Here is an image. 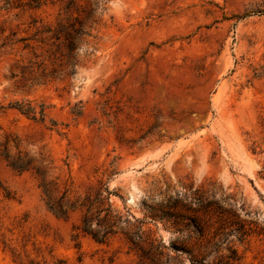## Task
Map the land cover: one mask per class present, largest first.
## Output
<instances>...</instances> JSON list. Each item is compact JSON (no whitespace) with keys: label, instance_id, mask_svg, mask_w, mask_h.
I'll use <instances>...</instances> for the list:
<instances>
[{"label":"rangeland","instance_id":"374dc122","mask_svg":"<svg viewBox=\"0 0 264 264\" xmlns=\"http://www.w3.org/2000/svg\"><path fill=\"white\" fill-rule=\"evenodd\" d=\"M6 2L0 264H146L133 236L195 264L169 210L221 228L196 264H264V0Z\"/></svg>","mask_w":264,"mask_h":264},{"label":"trees","instance_id":"16d2710c","mask_svg":"<svg viewBox=\"0 0 264 264\" xmlns=\"http://www.w3.org/2000/svg\"><path fill=\"white\" fill-rule=\"evenodd\" d=\"M6 4L9 5V0H7ZM10 165L15 170L24 171L29 168L30 162L26 160V156L19 155L17 158H13L10 161ZM42 187L44 188L45 192L48 191L47 186L45 184ZM209 204H212V202H209ZM177 206L178 204L170 206L169 203L165 205V207H168L169 209H173ZM50 209L55 211L60 216L66 215L67 212V210H64L63 205H53L50 206ZM164 216L168 218V221L174 224V226L176 227V233H179L181 235L183 233H187L186 238L188 239L196 238L195 246H197L198 253L192 255V261L195 264L204 263L209 254L208 253L206 255L204 254V252L206 253L207 249L212 245V240L216 239L217 236L222 233L221 228L216 229L213 235H211L210 238H207V235H210V231L207 232V228L209 227V225H207L206 222L200 217L188 216L187 214H182L171 210L164 212ZM94 221V217H91L89 214H86L83 219V226L81 228L82 232L91 236L94 240L99 243H105L109 239V237L114 233L112 226L105 227L99 223L94 226ZM237 231L240 234V239H244L245 235L247 234V231H245L243 227L239 228ZM141 239V236L130 237V242L137 248L141 261L146 264H170V255L167 254V252L165 251L167 247L163 243L156 244L154 241H151L150 243H148L147 246H144L138 241ZM218 246H221V243L215 244L214 248H217ZM186 247L187 244L185 239L182 237L177 238V241L174 244V250L176 252L179 250L184 252H190L189 250H185ZM220 258L221 259L219 261V264H229V260L224 261L222 255L220 256ZM233 261H235V259Z\"/></svg>","mask_w":264,"mask_h":264}]
</instances>
